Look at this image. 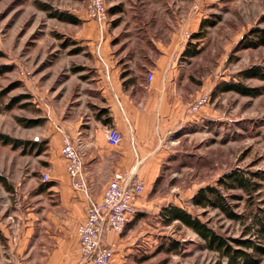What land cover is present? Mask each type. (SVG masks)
Here are the masks:
<instances>
[{"label": "rangeland", "instance_id": "374dc122", "mask_svg": "<svg viewBox=\"0 0 264 264\" xmlns=\"http://www.w3.org/2000/svg\"><path fill=\"white\" fill-rule=\"evenodd\" d=\"M107 2L109 30L121 31L138 45L142 40L135 33L143 31L142 28L148 27L155 36L167 37L169 31L177 30L179 23H188L200 14L202 24L197 30L187 29L192 36L199 32L205 34L191 39L182 36V45L188 51L180 61L187 89H201L210 96V101L201 107L203 121L197 124V132L191 130V134L175 141V150L164 162L156 187L150 192L155 208L144 215L140 227L142 232H148L145 237H151L152 245L141 252L136 264H227V258L206 248L205 241L193 229L179 221L164 223L160 211L171 196L176 197L184 208L231 240L249 237L254 232V216H264V79L244 74L254 67L264 72V44L249 43L253 37L250 31L264 28V0ZM113 2L128 4L121 9ZM130 2H136L137 6L130 7ZM194 2H200L202 7L198 15L192 14ZM88 3L89 0H0V66L10 67L0 75V133L30 143L14 147L0 141V173L7 177L9 188L16 185L14 181L18 178L41 177L50 172L48 142L53 127L50 96L59 82L64 85L67 70L77 69L81 61L91 63L88 52L68 53V48H75L70 35L83 29L82 20H91L87 15ZM42 4H48L49 10ZM111 6L121 13L113 15ZM55 10L66 15L76 14L82 19L79 24L66 22L50 15ZM138 16L135 22L133 18ZM60 53L64 61L58 60ZM92 70V67L86 69L91 73ZM231 82L259 89V93L244 95L223 90ZM17 97L19 100L7 108ZM32 120L39 122L32 123ZM231 171H238L259 184L251 194L219 186L234 209L244 215L242 219H231L218 208H201L186 202L200 188L218 186V179ZM5 190L9 191L0 182V203L7 196ZM172 241L177 248L172 249ZM259 257L260 264H264V253Z\"/></svg>", "mask_w": 264, "mask_h": 264}, {"label": "crops", "instance_id": "0c3cea01", "mask_svg": "<svg viewBox=\"0 0 264 264\" xmlns=\"http://www.w3.org/2000/svg\"><path fill=\"white\" fill-rule=\"evenodd\" d=\"M113 3L121 9L128 4ZM136 4L130 2L129 6ZM111 7L113 15L121 13ZM200 16L179 23L167 37L142 28L135 33L142 40L140 45L121 31L111 32L110 22L101 32L96 21L82 20L83 29L70 35L75 48H68V53L88 52L91 63L85 58L80 67L67 70L64 85L59 82L51 92L50 181H43L42 176H25L13 180L16 185L4 191L7 196L0 203V264H87L81 257L78 227L86 219L89 203L102 197L117 173L130 174L134 181L143 180L145 192L136 200L138 213L123 232L106 230L104 243L115 244L113 264L140 261L141 252L152 245L151 237H145L148 232L140 227L144 215L155 208L150 192L156 187L164 162L175 150V141L191 134V130L196 133L197 124L203 121L202 109L189 111L203 91L187 89L180 61L187 50L181 43V27L196 31L202 24ZM133 20L138 21L139 16ZM60 54L58 60L64 61ZM89 67L92 73L86 71ZM151 72L154 76L149 81ZM58 126L64 128L83 156L87 191L72 184L61 153ZM109 126L117 127L123 135L117 146L106 139ZM193 196L186 202L192 203ZM170 199L162 207H183L176 197Z\"/></svg>", "mask_w": 264, "mask_h": 264}, {"label": "built area", "instance_id": "2783aa9c", "mask_svg": "<svg viewBox=\"0 0 264 264\" xmlns=\"http://www.w3.org/2000/svg\"><path fill=\"white\" fill-rule=\"evenodd\" d=\"M191 9L193 15L201 13L200 2H194ZM87 15L91 20L98 23L100 31L103 32L110 19L107 0H89ZM181 33L186 39L192 38V32L184 26ZM106 74H109L107 67ZM153 76L152 72L149 73L148 80H152ZM209 101L210 96L202 94L193 101L189 111L192 113L197 112ZM57 130L62 134L61 153L65 159L66 170L72 184L76 189L87 191L88 184L86 182L83 156L64 128L58 126ZM105 136L113 146H117L123 138L122 133L115 126H109L106 129ZM42 177L43 181H50L49 173H44ZM133 178L130 174L117 173L108 182L102 197L89 203L86 219L78 227L83 263L113 264L115 244H105L104 234L106 230L117 233L123 232L128 221L138 213L136 200L145 192V182L141 179L134 182Z\"/></svg>", "mask_w": 264, "mask_h": 264}, {"label": "trees", "instance_id": "16d2710c", "mask_svg": "<svg viewBox=\"0 0 264 264\" xmlns=\"http://www.w3.org/2000/svg\"><path fill=\"white\" fill-rule=\"evenodd\" d=\"M42 7H44L46 10H49L48 4H42ZM50 15L70 23L80 22V19L76 16L72 14L66 15L62 12H59L58 10L50 12ZM203 33L204 32L196 33L192 37H203L205 35ZM251 34L253 37L249 42L250 45L259 46L264 44V28H254L250 31V35ZM187 51L188 49L184 55L187 54ZM8 69H10L9 66H0V75ZM244 74L264 79V72H262L259 67L250 68L246 70ZM124 76L125 73H122V77ZM223 90H235L244 95H256L259 93V89L247 88L240 82L226 83ZM1 97L2 93H0V110L2 104ZM17 100H19V97L13 98L11 103H8L6 107L11 108L14 102H17ZM37 122H39V120H32V123ZM0 141L4 144H12L14 147L26 146L30 144L27 140L14 138L4 133H0ZM32 143L36 145L37 141ZM0 182L10 189V184L7 177L1 173ZM220 185L225 189H242L251 194L253 191L257 190L259 184L252 181L251 178L238 173V171H231L226 173L222 178L218 179V186L208 185L202 187L193 196L192 202L194 206H199L201 208H218L231 219H242L244 215L234 209L227 199V196L223 193L222 188L219 187ZM233 197L237 198L236 196ZM160 216L166 224H170L173 221H179L187 227L193 229L205 241L206 248L215 250L221 256H225L227 258V264H260L261 258L259 256L264 253V216H254V222H252L254 232L251 233L249 237L234 238L233 240L217 232L208 224V222L203 221L199 216L195 215L187 208L182 206L172 204L164 206L160 211ZM251 230L252 228L249 229V232H251ZM231 241H233V243ZM171 244L172 249L177 248L175 242L172 241Z\"/></svg>", "mask_w": 264, "mask_h": 264}]
</instances>
